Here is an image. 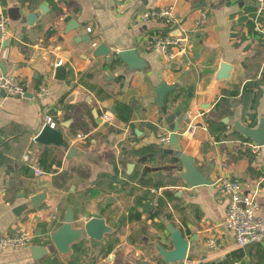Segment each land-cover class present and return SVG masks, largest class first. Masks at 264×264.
Returning a JSON list of instances; mask_svg holds the SVG:
<instances>
[{"label": "crops", "instance_id": "0c3cea01", "mask_svg": "<svg viewBox=\"0 0 264 264\" xmlns=\"http://www.w3.org/2000/svg\"><path fill=\"white\" fill-rule=\"evenodd\" d=\"M0 4L8 17L0 73L20 72L27 81L22 96L0 91V234L17 225L33 234L27 246L0 250V264H264V237L238 247L219 225L226 198L215 184L229 175L254 190L264 220V144L251 147L235 126L264 120V6L253 0ZM164 6L172 7L173 25L141 20L144 9ZM27 13L36 17L29 22ZM155 34L185 37L184 52L166 59L152 45ZM100 43L108 54L95 53ZM125 48L146 66L128 69L116 56ZM221 62L230 65L227 77H217ZM162 81L174 85L163 106L155 99ZM43 83L50 91L37 98ZM177 109V140L161 143L159 135L171 132L166 116ZM103 110L112 123L101 121ZM46 113L65 144L35 141ZM70 145L76 149L68 155ZM177 150L191 154L210 183L189 186ZM31 164L44 172L36 174ZM36 193L44 194L37 206L30 201ZM68 208L74 228L99 215L111 229L99 239L81 235L59 251L50 235ZM169 226L188 240L183 259L160 253V246L173 248ZM207 236L216 237V249L205 245ZM34 244L46 251L35 257Z\"/></svg>", "mask_w": 264, "mask_h": 264}, {"label": "built area", "instance_id": "2783aa9c", "mask_svg": "<svg viewBox=\"0 0 264 264\" xmlns=\"http://www.w3.org/2000/svg\"><path fill=\"white\" fill-rule=\"evenodd\" d=\"M130 1V0H126ZM260 8L264 6V0H253ZM142 21H156L167 27L173 25L177 18L175 17L171 6L151 7L144 9L140 13ZM8 17L0 4V41L8 35ZM185 37L171 34L158 35L152 37V45L160 49L163 57L166 59L173 58L176 54L184 52ZM59 63V62H57ZM0 91L5 95L22 96L27 91V81L24 75L20 72H5L0 73ZM49 86L45 83L39 85L34 91L35 97H41L49 93ZM44 121L50 126H55V121L49 114H44ZM101 121L112 123L113 116L110 111L103 110ZM170 131H164L160 134L158 140L161 143L169 142ZM79 137H83L79 135ZM247 143L255 148L257 144L253 141ZM27 160L28 156H24ZM36 174H41L44 171L38 166L31 164ZM217 190L226 198V207L223 219L219 222L224 229L231 231L234 235L235 245L238 247L249 243L259 242L264 237V220L258 213L259 201L257 193L246 191L241 182L232 176L222 175L215 181ZM151 191L158 193L159 189L151 188ZM160 193V192H159ZM152 203L157 204V200L153 197ZM33 234L32 231L23 225H17L13 233L0 234V250L7 247H24L31 243ZM204 243L210 249H216L218 240L214 236H207ZM236 263V261H234Z\"/></svg>", "mask_w": 264, "mask_h": 264}, {"label": "water", "instance_id": "95a60500", "mask_svg": "<svg viewBox=\"0 0 264 264\" xmlns=\"http://www.w3.org/2000/svg\"><path fill=\"white\" fill-rule=\"evenodd\" d=\"M26 17L28 21L31 22L32 19L36 17V15L34 13H27ZM109 52L110 49L106 47L104 43H100L95 49V53L108 54ZM116 56L121 61L125 62L127 68L130 70L140 69L146 66L145 60L141 56H139V54L134 48L120 49L116 51ZM229 69V63L221 62L217 77H227ZM56 71L64 73L63 66L57 65ZM173 87L174 85L168 84L165 81H162L157 85L155 89V99L160 105L163 106L166 93L173 89ZM180 112L181 109H177L173 112H170L166 116V122L168 123V126L171 129L169 135V140L171 142H175L177 140L176 132L178 129V121L175 120V118L180 115ZM235 126L243 135L252 139L255 143L264 144L263 119H261L257 127L254 128L242 125L239 122H236ZM34 139L35 141L41 143L65 144L63 142L60 130L56 127L50 126L48 123H44L42 125L41 129L35 135ZM68 148V155L76 149V147L73 145L68 146ZM175 154L179 157L184 167V170L181 172V177L189 186L210 183V180L205 178L204 174L197 168L194 158L191 154L184 153L181 150L175 151ZM43 197V193H36L35 195H32L30 197V201L33 205L37 206ZM150 206L151 205L149 203H146L145 209H150ZM73 219V211L71 208H68L64 217V222L60 226H58L53 232H51V241L54 243V245L59 251H66L68 249L69 244L81 235H87L89 237L99 239L103 236L104 232L111 229V227L107 225L105 219L99 215L89 217L82 223L80 227L75 228L72 227ZM168 229L173 248L165 249L163 246H160V253L163 255V258L168 261L183 259L186 255L188 240L182 235V233L178 229L172 226H169ZM32 250L36 257L37 253L39 255L41 252H45L46 247L45 245L34 244L32 246Z\"/></svg>", "mask_w": 264, "mask_h": 264}, {"label": "trees", "instance_id": "16d2710c", "mask_svg": "<svg viewBox=\"0 0 264 264\" xmlns=\"http://www.w3.org/2000/svg\"><path fill=\"white\" fill-rule=\"evenodd\" d=\"M166 193V192H165ZM168 195V193H166Z\"/></svg>", "mask_w": 264, "mask_h": 264}]
</instances>
